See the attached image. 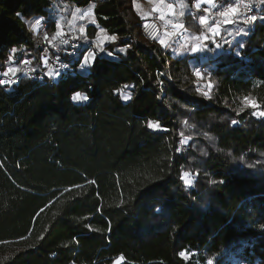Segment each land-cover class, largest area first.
Instances as JSON below:
<instances>
[{
    "label": "trees",
    "instance_id": "obj_1",
    "mask_svg": "<svg viewBox=\"0 0 264 264\" xmlns=\"http://www.w3.org/2000/svg\"><path fill=\"white\" fill-rule=\"evenodd\" d=\"M184 2L207 38L173 55L142 36L134 0H0V78L34 71L0 82V264H264V3L217 36ZM65 3L93 4L106 40L88 65L61 45L67 71L40 81L26 20L53 29Z\"/></svg>",
    "mask_w": 264,
    "mask_h": 264
},
{
    "label": "rangeland",
    "instance_id": "obj_2",
    "mask_svg": "<svg viewBox=\"0 0 264 264\" xmlns=\"http://www.w3.org/2000/svg\"><path fill=\"white\" fill-rule=\"evenodd\" d=\"M157 1L158 0H136L135 1L136 9L140 17L144 18L148 12L152 11L154 7L157 6V3H158ZM160 1H164V0H160ZM173 1H175L176 3L180 2L181 7H183V10L182 11L176 10V13L172 17L165 16L164 14L165 10H159V12L162 13L161 14L162 17L159 19H161L163 24L164 23L170 24L171 22L179 20V19L185 20L184 14L189 9L186 3L184 2V0H173ZM251 1L253 2V0ZM93 7L94 5L92 4L86 8L79 9L78 7H75L72 4L65 3V6L62 12L52 15V17H54V20H55V25L53 29H51L43 19L35 20V22H31V21L28 22L27 24L28 28L33 33L34 37L39 42V44H41L44 48V56H43L44 59L48 58V56L58 54V52L61 49V45L63 46L62 37L65 35H68L70 33V30H74L75 32L74 37H76L77 41L82 42V40H84L85 38L92 37L90 36L88 27L96 23V20L94 18L95 16L93 13ZM240 18H241V14L235 17V19H239L238 21H241ZM215 23L218 24V22H215ZM236 26H237L236 27L237 30L241 29V24H236ZM236 31L234 30L230 31V41H232L235 38ZM95 36L97 38L96 42L98 44V47L99 49H101L102 45L104 44V41L106 40V34L103 32L94 33L93 37ZM204 36L205 38L207 37L204 33L194 34V33H190L189 31V37L186 36L187 38L183 39L181 42H177L175 44L169 42L168 43L169 47H172L173 49H168V50L170 51L172 50L171 52L173 54L177 52L178 55L180 54L184 55L185 53H190V54L196 53L197 49L201 47V42H202L201 40L203 39ZM86 56L88 57V61L91 62L92 56L89 52L84 53L83 61ZM84 65H88V64H84ZM194 72H195V77L197 78V82L199 84L200 91L205 93V90H203L204 86L202 84L203 77H204L203 74H201V71L198 68H195ZM6 73L8 74V71ZM197 73H199L200 75H197ZM244 104L246 106H250L246 104L245 100H244ZM261 112H264V111H260V110L258 111V113H261ZM189 140H190V137L188 135H183L181 145H187ZM185 173L188 174V179L192 181V184L190 186L189 185L187 186L188 187L193 186L196 180V174L190 170H185L183 172V180H184ZM121 261H122V258H118L114 262V264H119ZM234 264H242V263L235 262Z\"/></svg>",
    "mask_w": 264,
    "mask_h": 264
},
{
    "label": "built area",
    "instance_id": "obj_3",
    "mask_svg": "<svg viewBox=\"0 0 264 264\" xmlns=\"http://www.w3.org/2000/svg\"><path fill=\"white\" fill-rule=\"evenodd\" d=\"M238 2L239 0H232L230 3L220 8L218 11L215 12V19L213 20L217 22L222 19L223 17L220 15V13L222 11H226L229 6H232ZM241 9L242 18L247 22H251L252 20L250 18L254 15L255 9L253 2L251 1L250 6L248 8H244L243 4H241ZM177 25H182L183 27H177ZM74 33V30H70V33L68 35L62 37V43L70 47L71 54L76 56L79 54L76 49L80 47H85L87 49V52L99 55V47L96 42V36L87 37L81 42L77 41L76 37H74ZM141 34L150 43L161 39L164 34L170 36L171 43H177L182 41L187 36V30L185 28V22L182 19L179 20L177 24L162 25L157 19L149 18L143 21L141 25ZM67 69L68 64L65 63V61H63L60 57H48L43 61V72L39 74V80L44 81V74L46 71L52 70L56 74L60 75L65 73ZM156 74L163 75L161 71H157ZM22 75H26L28 77H32L34 75V71L31 69L30 64L28 62L23 63V66L19 71L14 72L13 74H7L2 76L0 78V82L3 85H12L14 83H17Z\"/></svg>",
    "mask_w": 264,
    "mask_h": 264
},
{
    "label": "crops",
    "instance_id": "obj_4",
    "mask_svg": "<svg viewBox=\"0 0 264 264\" xmlns=\"http://www.w3.org/2000/svg\"><path fill=\"white\" fill-rule=\"evenodd\" d=\"M135 1L136 0H134V8H135V11H136V13L138 14V16L140 17V15H139V13L137 12V9H136V4H135ZM160 0H158L157 2V6L156 7H154V9L152 10V11H150V12H148L147 14H146V16L144 17V18H141L143 21H145L146 19H149V18H155V19H157L162 25H169V23H164L163 24V22L161 21V19H159V18H161L162 16H161V12H159V10H165V16H173L175 13H176V10H178V11H182L183 10V7H181V3L180 2H175V1H173V0H164V1H160ZM197 4H199L200 6H199V8L196 6ZM214 6H215V0H212V2L211 3H208V2H206V0H194V8L195 9H203V14L200 16V21H201V23H202V20H204V19H206L208 22L205 24V23H202V25H206V26H208V28H209V31L212 33V34H214V35H220V33L222 32V26L223 25H233V24H235L236 23V21H238L239 19H235V18H233V23H228V24H225V22H224V20H223V22L222 23H218V24H216L213 20H212V17L210 16V13H212V10L214 9ZM79 9H81V8H79ZM93 9H94V7H93ZM94 13V12H93ZM95 18V17H94ZM41 19H43L42 17H34V18H32V19H30V20H26V23L28 24V22L29 21H31V22H35V20H41ZM223 19H224V17H223ZM241 19V18H240ZM179 20H181V19H179ZM179 20H176V21H173V22H171L170 23V25H173V24H177L178 23V21ZM183 20V19H182ZM37 22V21H36ZM184 22H185V20H184ZM185 28H186V22H185ZM186 30H187V37H189V30L186 28ZM100 32H103V33H105V31L103 30V29H101V28H99L98 30H97V32L96 33H100ZM191 33V32H190ZM164 37V38H163ZM187 37H185V38H187ZM184 38V39H185ZM207 38V37H206ZM205 38V36L203 37V39L201 40L202 42L206 39ZM161 40H163V41H165V43L164 44H162V46L163 47H167L168 49H173L172 47H169V42L171 43V41H170V36L169 35H167V34H164L162 37H161V39H160V41ZM159 41V42H160ZM181 42V41H180ZM202 42H201V44H202ZM161 43V42H160ZM175 44V43H174ZM201 48L202 47H200L199 49H197V51H196V53H198V52H201ZM170 51V50H169ZM172 51V50H171ZM170 51V52H171ZM172 53V52H171ZM173 54V53H172ZM185 54H190V53H185ZM194 54V53H193ZM173 55H178V53L176 52L175 54H173ZM180 55H183V54H180ZM92 62V61H91ZM91 62H89V64L91 63ZM57 75L58 74H56L54 71H52V70H49V71H46L45 72V74H44V77L46 76V77H49V78H56L57 77Z\"/></svg>",
    "mask_w": 264,
    "mask_h": 264
},
{
    "label": "snow or ice",
    "instance_id": "obj_5",
    "mask_svg": "<svg viewBox=\"0 0 264 264\" xmlns=\"http://www.w3.org/2000/svg\"><path fill=\"white\" fill-rule=\"evenodd\" d=\"M206 2L211 3L212 0H206ZM250 3H251V0H239L238 3H236V4L232 5V6H229L226 11H222L220 13V15L222 17H224L225 24L233 23L234 22L233 18H235V17H237V16H239L241 14V11H242L241 4H243L244 8H248L250 6ZM261 3H264V0H261ZM196 6L199 8L200 5L197 4ZM257 18H258L257 16L253 15V16H251L250 19L252 21H255ZM259 18H264V17H259ZM207 22L208 21L206 19L202 20V23L206 24ZM177 27H183V26L182 25H177ZM113 39H114V37H113ZM160 42H161V44L165 43V41H163V40H161ZM94 60H95V57H93L92 62H94ZM83 63L84 64H88L89 63L87 56L85 57ZM9 71H11V70H9ZM197 75H200V74L197 73ZM208 86L211 87V83H209ZM87 99H88L87 95H82L80 92L74 93L73 96H72V100L74 102L87 101ZM124 99L127 100V99H130V97H124ZM245 102H246V104L250 105L253 108L256 107L255 102H252V101L248 100L247 98H246ZM259 115L264 116V112L259 113ZM149 127H151V128H159L160 126L158 124H150ZM184 182H185L186 185H189V186L192 184V181L190 179H188V174L187 173L184 174ZM182 255H184V253H182Z\"/></svg>",
    "mask_w": 264,
    "mask_h": 264
},
{
    "label": "clouds",
    "instance_id": "obj_6",
    "mask_svg": "<svg viewBox=\"0 0 264 264\" xmlns=\"http://www.w3.org/2000/svg\"><path fill=\"white\" fill-rule=\"evenodd\" d=\"M205 155H207V153H204ZM208 264H212V261L211 260H209L208 261Z\"/></svg>",
    "mask_w": 264,
    "mask_h": 264
}]
</instances>
